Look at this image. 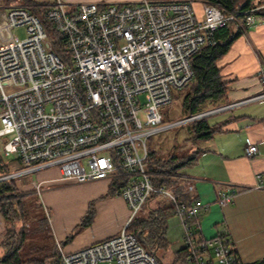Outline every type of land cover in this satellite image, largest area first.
Segmentation results:
<instances>
[{"label": "built area", "instance_id": "obj_1", "mask_svg": "<svg viewBox=\"0 0 264 264\" xmlns=\"http://www.w3.org/2000/svg\"><path fill=\"white\" fill-rule=\"evenodd\" d=\"M44 5V18L23 5L0 11V138L12 135L4 141L3 155L18 164L0 179L29 176L42 197L45 182L38 175L53 168L58 181L111 183L130 210L119 234L74 252L61 251L56 264H245L226 234L203 237L197 217L210 204L185 201L154 182L148 141L223 108L164 122L163 108L172 104L174 90L194 79L192 58L216 44L220 29L254 27L264 2L241 14L208 2L202 17L188 0L74 6L48 0ZM45 21L60 34L65 57L55 53ZM22 26L27 37L19 39L13 30ZM260 80L264 84V70ZM257 152L255 144L245 148L249 158ZM234 196L225 191L219 203L227 205ZM159 198L173 206L180 221L183 261L153 254L128 231L132 220Z\"/></svg>", "mask_w": 264, "mask_h": 264}, {"label": "crops", "instance_id": "obj_2", "mask_svg": "<svg viewBox=\"0 0 264 264\" xmlns=\"http://www.w3.org/2000/svg\"><path fill=\"white\" fill-rule=\"evenodd\" d=\"M141 1L63 0L68 6L82 2L111 4ZM188 1L193 3L199 17L203 16V5L212 2ZM229 31L238 36L218 61L222 79L227 83L226 101L222 106L226 108L208 116L213 130L210 138L188 140L191 147L187 153L196 159L177 171L168 188L185 201L200 200L210 204V208L200 210L197 217L203 237L213 238L219 233L226 234L239 259L245 264H256L264 257V187H258L260 183L264 186V98H258L264 94V84L260 80V73L264 70V13L258 15L254 27L245 31L230 28ZM249 144H255L258 148L252 158L245 154ZM173 155L179 158L182 156ZM12 161V164L18 165L16 160ZM5 162L9 163L7 159ZM10 169L15 170L13 167ZM58 177V171L55 176H50L48 171L38 175L45 183L58 181ZM25 180L30 183L28 186L30 191L33 190L32 194L43 202L29 176L19 177L16 182H20V185ZM87 185L86 189L93 191V195L102 194L105 197L96 205L98 212L93 214L91 209L88 208V211L86 208L85 215L91 217V223L80 227L74 236L72 233L79 227L76 222L72 223V227L60 222L57 217L52 219L50 225L55 236L54 247L58 260L61 251L74 252L115 236L129 222L130 210L126 202L116 194L108 195L112 186L107 181H95ZM225 191L235 192V196L231 203L222 206L219 200ZM154 203L150 202L142 215L156 209ZM45 211L50 215L46 205ZM85 218L82 212L77 223L82 224ZM9 227L0 210V259L6 255L3 240ZM163 239L167 249L158 252L167 259L173 260L183 252V230L172 212L166 216Z\"/></svg>", "mask_w": 264, "mask_h": 264}, {"label": "trees", "instance_id": "obj_3", "mask_svg": "<svg viewBox=\"0 0 264 264\" xmlns=\"http://www.w3.org/2000/svg\"><path fill=\"white\" fill-rule=\"evenodd\" d=\"M6 3L20 2L23 6L30 7L31 11L44 18L46 6L41 4L40 0H1ZM48 2V1H47ZM217 2L219 6L226 12L233 14H241L246 12L258 5L264 0H212ZM45 25L48 29L49 35L53 40L54 51L61 57L66 56V49L60 34L51 26L50 23L45 21ZM235 27L230 24L216 32V44L213 46L203 47L199 53H197L191 61V65L194 71V79L191 84L183 89L184 95L182 99L184 118L191 117L202 112L219 108L225 105L227 83L223 81L221 76V70L218 66L219 59L225 55L232 41L238 36V34H231L229 29ZM231 35V36H230ZM187 91V92H186ZM210 117H203L194 120L189 124V131L191 133L190 139H208L211 137L213 130L209 124ZM165 122V113H164ZM166 123V122H165ZM174 152L170 151V154L165 159L157 158L156 155L150 151V161L148 164V170L153 174V180L156 184H164L170 187L173 183V176L176 175L177 171L182 167H185L195 161V156H181L180 158L173 155ZM11 169L8 167L7 162L0 156V176L10 173ZM17 179L8 181H0V210L9 223L13 220L14 214L11 201L5 200L7 197L14 196L15 188L12 183H16ZM11 183V184H9ZM113 186V185H112ZM111 195H115L114 186L109 190ZM108 193V195H110ZM173 206L171 204L159 205L147 216L138 215L135 217L128 226V231L135 235L141 234L142 238L147 242L151 249L165 251L167 244L163 239L165 230V222L167 214L173 212ZM91 223V217H87L86 222L82 225L86 226ZM23 236V235H22ZM15 235L11 234V231H7L3 245L6 248V255L0 259V264H50L47 260L42 259H24L22 255V243L24 237H20L15 242ZM160 252V253H161ZM163 258L167 259L162 255ZM53 264H56L58 260H55L57 256L54 254ZM55 258V259H54ZM185 258V251L176 256L173 261H183ZM256 264H264V257L259 260Z\"/></svg>", "mask_w": 264, "mask_h": 264}, {"label": "rangeland", "instance_id": "obj_4", "mask_svg": "<svg viewBox=\"0 0 264 264\" xmlns=\"http://www.w3.org/2000/svg\"><path fill=\"white\" fill-rule=\"evenodd\" d=\"M47 1L48 0H40L43 5L46 4ZM17 5L23 4L17 1L6 3L0 0V11ZM13 34L19 39L27 37L26 29L23 26L15 28L13 30ZM184 94L185 93L182 90H174V99L172 104L163 108L166 123H172L185 117L182 112V99ZM189 124L191 125V123L179 124L154 134L148 141L149 150L160 159L167 158L170 151L179 156H186V154L189 156L187 153L191 147L188 142V138H190L191 135L189 131L190 127L188 126ZM10 138H12V135L0 138V155L4 158V160L7 159L11 164L9 168L13 167L16 170L18 165L15 166L12 164V157L6 158L3 155L4 141ZM44 171H48L50 176H55L57 172L55 169L51 168L43 170L39 174ZM8 180L12 179H5L4 181ZM19 183H12L11 186L15 188V195L5 199L11 201L13 210L16 212L13 220L8 223L10 226L9 231H11V234L15 235V238L12 237V239L14 238L15 242H17L20 237H24L22 243V255H24V259H27V257L38 260L45 259L48 263L53 264V258L51 259V256L55 254V236L51 229L50 222L46 217L47 214L45 211V205L47 206L52 219H56L57 217L60 222H64L67 225L70 224L72 227H74V225H72L73 222L78 224L79 227L74 231V233H72V236H74L78 232V229L83 227L82 224L86 222L88 216L85 214L88 208L91 209L90 212H93V214L98 212L97 206L105 196L102 197V194L93 195L91 193L93 191L86 189L88 183L78 184L70 181H50L44 183L42 187L43 202H41L37 196L32 194L33 190L30 191V186H28L30 183H28L27 180L18 185ZM109 184L112 186L111 183ZM159 200L160 203H154V206L158 207L159 205L167 204L165 199L159 198ZM43 203L45 205H43ZM82 212L83 217L86 218L83 219L82 224L81 222L77 223L78 219L80 220ZM147 215L148 212L144 213L142 216ZM79 224H81V226ZM26 254L27 257L25 256ZM55 255L57 256V254ZM55 260H58V258Z\"/></svg>", "mask_w": 264, "mask_h": 264}, {"label": "water", "instance_id": "obj_5", "mask_svg": "<svg viewBox=\"0 0 264 264\" xmlns=\"http://www.w3.org/2000/svg\"><path fill=\"white\" fill-rule=\"evenodd\" d=\"M226 107H223V108H220V109H218V110H215L214 112H212V113H208V114H204V115H201L202 117H205V116H208V115H211V114H214V113H218V112H220V111H222L223 109H225ZM0 181H1V179H0ZM139 235V239L141 240V242L153 253V254H157V252H158V248H156V249H151L149 246H148V244H147V242L142 238V236H141V234H138Z\"/></svg>", "mask_w": 264, "mask_h": 264}]
</instances>
